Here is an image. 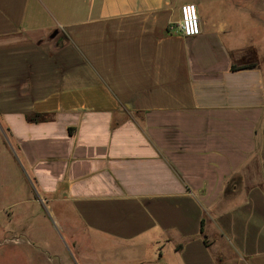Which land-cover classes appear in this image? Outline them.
<instances>
[{
    "label": "crops",
    "instance_id": "obj_1",
    "mask_svg": "<svg viewBox=\"0 0 264 264\" xmlns=\"http://www.w3.org/2000/svg\"><path fill=\"white\" fill-rule=\"evenodd\" d=\"M0 148L34 196L12 223L38 201L73 239L264 264V0H0Z\"/></svg>",
    "mask_w": 264,
    "mask_h": 264
},
{
    "label": "rangeland",
    "instance_id": "obj_2",
    "mask_svg": "<svg viewBox=\"0 0 264 264\" xmlns=\"http://www.w3.org/2000/svg\"><path fill=\"white\" fill-rule=\"evenodd\" d=\"M0 148V225L9 223V204L33 198L31 188L20 168L3 157ZM15 170V171H14ZM29 207L15 223L29 224L27 234L15 242V236L0 245V264H170L172 254H128L100 238L88 239L81 234L74 239L56 222L54 211H47L38 201L20 205ZM22 207V208H24ZM13 226V227H14ZM2 241V238H0ZM144 260H142L143 258ZM143 261V263H142ZM179 262V259L175 263Z\"/></svg>",
    "mask_w": 264,
    "mask_h": 264
},
{
    "label": "built area",
    "instance_id": "obj_3",
    "mask_svg": "<svg viewBox=\"0 0 264 264\" xmlns=\"http://www.w3.org/2000/svg\"><path fill=\"white\" fill-rule=\"evenodd\" d=\"M191 10L192 15H189ZM179 32L186 37H194L201 32V23L198 7L193 2L184 3L181 6V22Z\"/></svg>",
    "mask_w": 264,
    "mask_h": 264
},
{
    "label": "snow or ice",
    "instance_id": "obj_4",
    "mask_svg": "<svg viewBox=\"0 0 264 264\" xmlns=\"http://www.w3.org/2000/svg\"><path fill=\"white\" fill-rule=\"evenodd\" d=\"M189 15H192V12H191V10L189 11Z\"/></svg>",
    "mask_w": 264,
    "mask_h": 264
},
{
    "label": "trees",
    "instance_id": "obj_5",
    "mask_svg": "<svg viewBox=\"0 0 264 264\" xmlns=\"http://www.w3.org/2000/svg\"><path fill=\"white\" fill-rule=\"evenodd\" d=\"M33 119H37V117H34Z\"/></svg>",
    "mask_w": 264,
    "mask_h": 264
}]
</instances>
